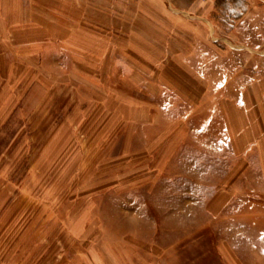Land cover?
<instances>
[{
    "label": "rangeland",
    "instance_id": "obj_1",
    "mask_svg": "<svg viewBox=\"0 0 264 264\" xmlns=\"http://www.w3.org/2000/svg\"><path fill=\"white\" fill-rule=\"evenodd\" d=\"M34 1L0 9V264H264L257 144L238 158L214 108L127 153L124 89L99 67L131 27L107 26L106 0Z\"/></svg>",
    "mask_w": 264,
    "mask_h": 264
},
{
    "label": "crops",
    "instance_id": "obj_2",
    "mask_svg": "<svg viewBox=\"0 0 264 264\" xmlns=\"http://www.w3.org/2000/svg\"><path fill=\"white\" fill-rule=\"evenodd\" d=\"M98 2L90 1L93 12L100 9ZM20 3L0 0V9H19ZM106 3V17L110 18L105 21L107 26L112 30L115 26L131 27L126 49L101 55L111 58V64L99 67L107 75L106 86L124 89L122 121L131 127L127 153L153 154L161 150L160 145L170 134L176 139L174 143H179L196 121V110L201 109L204 115L216 108L222 115L226 136L233 140L235 155L242 159L248 148L257 144L264 169V134L260 132L264 122V0ZM34 4V0H27L29 9H36ZM93 20L94 26L100 24L98 19ZM79 32L81 37L75 35L74 41L84 39ZM36 40L46 42V38ZM74 47L79 51L77 45ZM163 57L172 63L158 64L159 70L146 64L147 60L157 62ZM118 74L125 75L122 84H110ZM106 105L111 107L113 103L107 99ZM133 138L142 145L138 149L132 146ZM240 169L238 166L236 170Z\"/></svg>",
    "mask_w": 264,
    "mask_h": 264
}]
</instances>
